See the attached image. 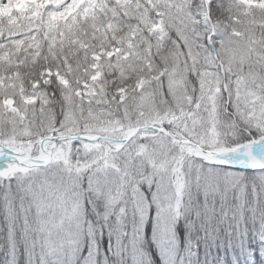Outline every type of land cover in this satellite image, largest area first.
<instances>
[{"label":"snow or ice","instance_id":"obj_1","mask_svg":"<svg viewBox=\"0 0 264 264\" xmlns=\"http://www.w3.org/2000/svg\"><path fill=\"white\" fill-rule=\"evenodd\" d=\"M24 12L0 29V159L23 145L0 264H264V37L227 0Z\"/></svg>","mask_w":264,"mask_h":264},{"label":"rangeland","instance_id":"obj_2","mask_svg":"<svg viewBox=\"0 0 264 264\" xmlns=\"http://www.w3.org/2000/svg\"><path fill=\"white\" fill-rule=\"evenodd\" d=\"M234 3L233 0H229ZM26 0H9V2L0 7V29H8L6 26H9L13 30H17L21 28V26L25 23L24 21V6ZM230 3L229 5H233ZM235 7H237L244 15L242 21H239L238 30L243 38H246L244 42L246 43L248 40L253 41V43L259 41L261 39L260 36L253 34L252 32L246 33V31L242 28L244 26V22L251 25H262L264 26V2L261 0H235ZM16 146L13 148L12 152L7 153L5 159H0V168H2L5 163H7L12 154L14 155L18 151H22V145L19 141H16ZM81 158H83V153L81 154Z\"/></svg>","mask_w":264,"mask_h":264},{"label":"trees","instance_id":"obj_3","mask_svg":"<svg viewBox=\"0 0 264 264\" xmlns=\"http://www.w3.org/2000/svg\"><path fill=\"white\" fill-rule=\"evenodd\" d=\"M230 3H232V2L227 0L228 11L231 13L235 28H238V26H239L238 23L240 24L239 21L243 20L244 15H242V13H240L239 9L237 7H235L234 3H232L233 5H229ZM243 24H244V26H242V28L246 31V33L252 32L253 34H256L260 37H264V26H262V25H251V24H248L245 22ZM6 28L11 29L9 26H6ZM5 30H7V29H5ZM6 147H7V145H6ZM22 148H23V145H22ZM210 264H218V262L215 260H211Z\"/></svg>","mask_w":264,"mask_h":264},{"label":"bare ground","instance_id":"obj_4","mask_svg":"<svg viewBox=\"0 0 264 264\" xmlns=\"http://www.w3.org/2000/svg\"><path fill=\"white\" fill-rule=\"evenodd\" d=\"M13 155V154H12Z\"/></svg>","mask_w":264,"mask_h":264}]
</instances>
